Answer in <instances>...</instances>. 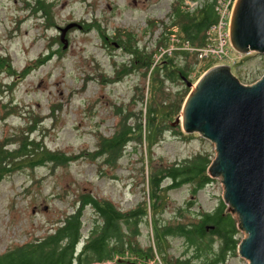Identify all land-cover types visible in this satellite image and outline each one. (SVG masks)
Wrapping results in <instances>:
<instances>
[{
    "label": "rangeland",
    "instance_id": "1",
    "mask_svg": "<svg viewBox=\"0 0 264 264\" xmlns=\"http://www.w3.org/2000/svg\"><path fill=\"white\" fill-rule=\"evenodd\" d=\"M45 1L51 4L50 14L37 9L36 0H0V143L17 147L21 133L27 132L46 149L71 157L63 164L48 161L31 166L29 158L34 156H23L20 166L3 173L0 252L46 234L82 201L83 193L111 200L122 210L144 198L149 209L147 177L154 167L200 152L208 153L211 159L215 155L212 141L196 131L185 132L180 123L162 127L163 121H158L148 127L146 122L150 104L157 105L160 114L176 90L189 91L191 87L176 73L163 76V59L172 57L180 63L182 49L198 54L195 49L202 46L182 39L178 26L170 24V11L177 0ZM202 1L178 0L177 5L192 11ZM70 22L74 25L67 29L64 45L59 27ZM161 34L168 42L159 47ZM128 35L130 45H120L118 39ZM135 47L141 54H151L149 69L134 63ZM189 58L194 60L193 55ZM219 63L229 64L243 83H252L264 72V54L240 53L228 43L224 56H197L187 80L195 83L207 68ZM14 102L18 106L10 107ZM120 108L121 113L135 115L141 131L122 146L111 164L94 152L100 136L111 134L117 126ZM29 114L36 118L31 130L24 127L25 121L31 122ZM211 178L196 194H192L190 182L164 191L161 217L170 222L185 221L194 208L212 210L222 198L223 184L220 177ZM82 212V232L86 234L96 213L89 204ZM140 229L138 243H153L148 237V233L153 235L151 226L142 222ZM238 230L239 238L245 235ZM185 249L183 238H168L167 256H182ZM188 249L190 253L192 246ZM118 259V263L106 260L92 264H165L158 255L154 259ZM224 264L248 261L236 251Z\"/></svg>",
    "mask_w": 264,
    "mask_h": 264
},
{
    "label": "trees",
    "instance_id": "2",
    "mask_svg": "<svg viewBox=\"0 0 264 264\" xmlns=\"http://www.w3.org/2000/svg\"><path fill=\"white\" fill-rule=\"evenodd\" d=\"M36 1L37 9L42 10L44 14H50V2ZM177 2H173L170 11V24L178 26L182 39L191 45L206 44V30L218 18L217 0H203L192 11L180 8ZM26 3L29 2L26 1ZM130 40V35L127 38L118 39L120 45L125 47L130 45ZM167 42L168 37L166 39V36L161 34L157 45L162 47ZM134 51H136L134 63H140L146 70L149 69L152 64V59H149L151 54H141L137 47ZM191 53L189 50L182 49L179 54H183V62L180 63H176L172 57L164 58L162 64L164 67L161 68L165 69L163 76L171 77L176 73L181 79L183 76L187 77L197 60V54ZM192 55L194 60L189 58ZM122 69L125 71L127 68L122 67ZM157 70L158 68L156 72ZM187 92L186 88L176 90L171 101L164 102L167 109L160 114L157 105L150 104L146 121L148 127L157 124L158 121H163L162 127L171 126L170 120L174 115H178ZM14 105L18 106L14 102L10 104V107ZM121 112L120 108L117 126L111 134L100 136L94 152L103 155L105 162L111 164L115 163L122 146L137 134V131H141L138 128V122L134 119L135 115L130 112ZM29 117L31 124L25 121L24 127L31 130L35 128L36 118L31 114ZM39 150H41L40 153ZM28 155L35 157L29 158L31 162L28 163L31 166L42 165L48 161L63 164L71 157L63 151L46 149L39 140L29 138L27 132H22L17 147L8 148L5 143H0V179L3 173L20 166L22 157ZM210 160L208 153L200 152L178 162L154 167L147 177L148 194L151 199L149 209L144 198L136 206L122 210L111 200L99 199L92 194L83 193L82 201H79L75 208L61 218V221L46 234L0 252V264H92L106 260H115L118 263L120 262L118 258L134 256L154 259L156 255L160 256L165 264H224L229 254H236L240 238L236 235L239 231L237 219L227 210V203L222 198H219L212 210L197 207L191 212L188 211L189 218L185 221L178 219L170 222L160 215V209L163 208L161 204L165 202L164 191L190 182L193 184L191 192L196 194L212 179L207 173ZM85 204L94 208L96 219L87 233L83 234L82 210ZM179 215L184 216V213ZM142 222L149 224L153 231V235L148 233L153 243L149 242L145 246L137 241ZM170 236L183 238L186 249L182 256H167L166 244ZM189 246H192V251L187 253Z\"/></svg>",
    "mask_w": 264,
    "mask_h": 264
},
{
    "label": "water",
    "instance_id": "3",
    "mask_svg": "<svg viewBox=\"0 0 264 264\" xmlns=\"http://www.w3.org/2000/svg\"><path fill=\"white\" fill-rule=\"evenodd\" d=\"M74 25L60 28V40ZM229 42L240 53L264 54V0H235L229 17ZM180 114L185 132H198L214 143L209 176L223 184L222 199L245 235L237 253L248 264H264V72L252 83L241 82L230 65L207 68L192 83Z\"/></svg>",
    "mask_w": 264,
    "mask_h": 264
},
{
    "label": "built area",
    "instance_id": "4",
    "mask_svg": "<svg viewBox=\"0 0 264 264\" xmlns=\"http://www.w3.org/2000/svg\"><path fill=\"white\" fill-rule=\"evenodd\" d=\"M235 0H217L216 9L218 12V18L216 22L212 23L206 30L207 41L206 44L195 49L198 54L197 56L202 57H217L224 56L228 52L229 42V17L232 6ZM221 30L218 32V27ZM217 40H219L218 43ZM220 41H222L220 43ZM227 45V46H226ZM192 50L193 46L190 47Z\"/></svg>",
    "mask_w": 264,
    "mask_h": 264
}]
</instances>
